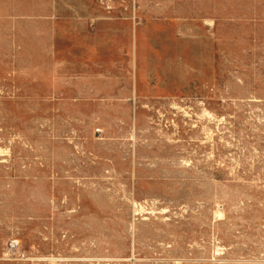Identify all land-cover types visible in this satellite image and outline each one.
<instances>
[{"label": "rangeland", "instance_id": "rangeland-1", "mask_svg": "<svg viewBox=\"0 0 264 264\" xmlns=\"http://www.w3.org/2000/svg\"><path fill=\"white\" fill-rule=\"evenodd\" d=\"M0 264H264V0H0Z\"/></svg>", "mask_w": 264, "mask_h": 264}, {"label": "bare ground", "instance_id": "bare-ground-1", "mask_svg": "<svg viewBox=\"0 0 264 264\" xmlns=\"http://www.w3.org/2000/svg\"><path fill=\"white\" fill-rule=\"evenodd\" d=\"M139 23V22H138Z\"/></svg>", "mask_w": 264, "mask_h": 264}]
</instances>
